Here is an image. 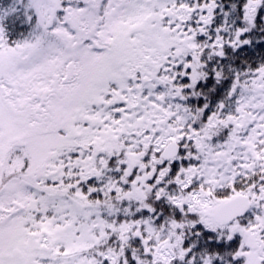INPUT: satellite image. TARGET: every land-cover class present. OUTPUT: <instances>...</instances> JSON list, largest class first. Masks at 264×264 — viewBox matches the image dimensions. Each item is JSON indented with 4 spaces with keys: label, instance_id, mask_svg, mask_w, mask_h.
Here are the masks:
<instances>
[{
    "label": "snow or ice",
    "instance_id": "snow-or-ice-1",
    "mask_svg": "<svg viewBox=\"0 0 264 264\" xmlns=\"http://www.w3.org/2000/svg\"><path fill=\"white\" fill-rule=\"evenodd\" d=\"M0 264H264V0L0 2Z\"/></svg>",
    "mask_w": 264,
    "mask_h": 264
},
{
    "label": "trees",
    "instance_id": "trees-1",
    "mask_svg": "<svg viewBox=\"0 0 264 264\" xmlns=\"http://www.w3.org/2000/svg\"><path fill=\"white\" fill-rule=\"evenodd\" d=\"M0 2H3V0H0Z\"/></svg>",
    "mask_w": 264,
    "mask_h": 264
}]
</instances>
